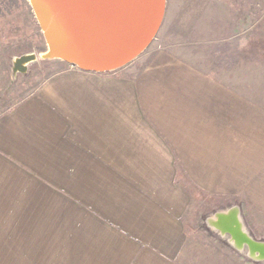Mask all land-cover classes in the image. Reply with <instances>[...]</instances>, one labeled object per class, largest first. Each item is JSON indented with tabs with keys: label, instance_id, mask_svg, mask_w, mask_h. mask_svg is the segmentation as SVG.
I'll use <instances>...</instances> for the list:
<instances>
[{
	"label": "crops",
	"instance_id": "crops-1",
	"mask_svg": "<svg viewBox=\"0 0 264 264\" xmlns=\"http://www.w3.org/2000/svg\"><path fill=\"white\" fill-rule=\"evenodd\" d=\"M171 3L187 37L244 54L254 26L240 27L236 0ZM146 61L66 64L13 104L2 96L12 78L0 80V264H184L181 177L264 215V101L174 44Z\"/></svg>",
	"mask_w": 264,
	"mask_h": 264
},
{
	"label": "rangeland",
	"instance_id": "rangeland-1",
	"mask_svg": "<svg viewBox=\"0 0 264 264\" xmlns=\"http://www.w3.org/2000/svg\"><path fill=\"white\" fill-rule=\"evenodd\" d=\"M236 2V18L244 20L240 27L254 26L251 39L243 45L244 54H236L234 47L221 54L217 45L211 44L212 40L187 37L191 32H187L185 23L176 21L175 7L167 0L163 25L134 64L140 62L142 68L155 48L174 44L183 59L217 75L243 94L264 101V5L252 0ZM184 11L185 8L181 9L178 18H183ZM45 52L46 43L28 1L0 0V80H5L7 75L12 78V83L2 88V96L10 97L8 103L19 101L43 81L67 69L64 62L43 59ZM27 54H35L37 61L29 65L26 74L13 75L14 60ZM181 180L192 194V204L184 217L189 233L184 264H264L249 257L247 250H239L230 236H221L210 226V219L216 213L238 209L241 204L212 198L192 186L185 177ZM242 210L241 214L237 212L245 232L264 242V215L246 206Z\"/></svg>",
	"mask_w": 264,
	"mask_h": 264
},
{
	"label": "water",
	"instance_id": "water-1",
	"mask_svg": "<svg viewBox=\"0 0 264 264\" xmlns=\"http://www.w3.org/2000/svg\"><path fill=\"white\" fill-rule=\"evenodd\" d=\"M46 43V60L79 70L109 73L140 57L157 36L167 0H27ZM35 54L14 60L13 75L26 74ZM238 209L215 214L214 226L231 237L239 250L264 261V242L241 229ZM225 222L227 226H220ZM228 230V231H227Z\"/></svg>",
	"mask_w": 264,
	"mask_h": 264
},
{
	"label": "bare ground",
	"instance_id": "bare-ground-1",
	"mask_svg": "<svg viewBox=\"0 0 264 264\" xmlns=\"http://www.w3.org/2000/svg\"><path fill=\"white\" fill-rule=\"evenodd\" d=\"M43 55H45V53L42 54V56H43ZM236 218H237L238 222L241 223L240 219L238 218V212H237V214H236ZM215 222H217V218H216V216H213V217L210 219V226H211L214 230L218 231V233H219L221 236H228V235L222 233V231L224 230L223 227H221L222 230H220V229H218V228H216V227L214 226V223H215ZM220 226H227V225H226L225 222H221V223H220ZM240 226H241V229H242L243 231H246V230L243 229V227H242V223H241ZM224 231H226V230H224ZM227 231H228V230H227ZM230 238H231V237H230ZM232 242H233V241H232Z\"/></svg>",
	"mask_w": 264,
	"mask_h": 264
}]
</instances>
